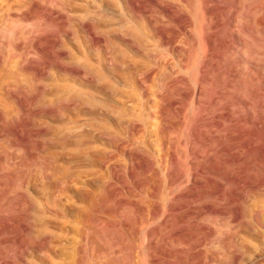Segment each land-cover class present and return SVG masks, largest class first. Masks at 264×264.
Returning a JSON list of instances; mask_svg holds the SVG:
<instances>
[{"label":"rangeland","instance_id":"rangeland-1","mask_svg":"<svg viewBox=\"0 0 264 264\" xmlns=\"http://www.w3.org/2000/svg\"><path fill=\"white\" fill-rule=\"evenodd\" d=\"M0 264H264V0H0Z\"/></svg>","mask_w":264,"mask_h":264},{"label":"bare ground","instance_id":"bare-ground-1","mask_svg":"<svg viewBox=\"0 0 264 264\" xmlns=\"http://www.w3.org/2000/svg\"><path fill=\"white\" fill-rule=\"evenodd\" d=\"M146 1H147V0H146ZM211 1L213 2V1H217V0H211ZM205 3H206V1H205ZM221 4H222V3H221ZM135 5H136V4H135ZM155 6H156V5H155ZM158 6H159V5H158ZM162 6H163V5H162ZM214 7H216V6H214V4H213V5H209V7H208V14H209V15L212 14V12H213V8H214ZM252 7H253V6H252ZM138 8H139V7H138ZM150 8H151V7H150ZM253 8H256V7H253ZM253 8H252V9H253ZM135 9H136V7H135ZM151 9H153V8H151ZM165 9H166V8H165ZM171 9H172V8H171ZM174 9H175V8H174ZM178 9H179V8H178ZM245 9H246V8H245ZM252 9L250 10V12H249V10H248V13L251 14V15H253V14L256 13V12L252 11ZM156 11H157V10H156ZM158 11H159V10H158ZM161 11H162V10H161ZM161 11H160V12H161ZM191 11H192V10H191ZM139 12H140V10H139ZM162 12H163V11H162ZM175 12H176V11H175ZM146 13H147V12H146ZM248 13H246V14L249 15ZM137 14H138V13H137ZM159 14H160V13H159ZM176 14H177V13H176ZM146 15H147V14H146ZM135 16H137V15H135ZM170 16H171V14H170ZM243 16H244V15H243ZM146 17H147V16H146ZM150 17H151V16H150ZM152 17H153V16H152ZM174 17H175V16H174ZM179 17H180V16H179ZM246 17H247V16H246ZM176 18H177V17H176ZM143 19H144V18H143ZM230 19H231V18H230ZM152 20H153V19H152ZM183 20H185V19H183ZM183 20H182V21H183ZM207 20H208V19H207ZM231 21H232V20H231ZM255 21H257V20H255ZM150 22H151V21H150ZM175 22H176V21H175ZM177 23H178V22H177ZM231 23H232V22H231ZM171 24H172V23H171ZM214 24H215V23H214ZM251 24H252V23H251ZM147 25H148V24H147ZM175 25H176V24H175ZM149 26H150V25H149ZM158 26H159V24H158ZM152 28H153V27H152ZM157 28L159 29V27H156L155 30H156ZM209 28H210V27H209ZM159 31H160V30H159ZM165 32H166V31H165ZM159 33H160V32H159ZM151 34H152V33H151ZM167 34H168V33H167ZM152 36H153V35H152ZM155 36H156V33H155ZM166 36H167V35H166ZM167 37H168V36H167ZM140 38H141V37H140ZM155 39H156V38H155ZM159 40H160V39H159ZM168 40H169V39H168ZM207 40H208V39H207ZM133 45H134V44H133ZM214 46H215V45H214ZM214 46H212V47L214 48ZM137 53H138V52H137ZM140 53L142 54V52H140ZM23 69H24V68H23ZM25 69H26V68H25ZM29 70H31V69H29ZM29 70H27V71H29ZM33 71H34V69H33ZM259 123H260V122H259ZM245 148H246V147H245ZM196 160H197V158H196ZM262 162H263V161H262ZM186 179H187V178H186ZM192 179H193V178H192ZM194 179H195V178H194ZM194 179H193V180H194ZM170 186H171V185H170ZM183 197H184V196H183ZM187 201H188V200H187ZM141 206H142V205H141ZM181 206H182V205H181ZM183 206H184V205H183ZM144 207H145V205H144ZM142 208H143V207H142ZM145 208H146V207H145ZM145 208H144V210H145ZM172 208H173V207H172ZM142 210H143V209H142ZM140 211H141V210H140ZM132 214H133V213H132ZM152 215H153V214H152ZM152 215H151V216H152ZM153 216H154V215H153ZM153 216H152V217H153ZM150 218H151V217H150ZM136 220H137V219H136ZM143 220H144V219H143ZM231 224H232V223H231ZM219 230H221V229H219ZM213 231H214V230H213ZM221 231H222V230H221ZM223 231H224V230H223ZM153 232H154V231H153ZM153 232H152V233H153ZM215 232H218V231H215ZM215 232H214V233H215ZM224 232H225V231H224ZM152 233H150V235H151ZM211 233H212V232H211ZM136 234H137V232H136ZM153 234H154V233H153ZM185 234H187V233H185ZM190 235H192V234H190ZM196 235H197V234H196ZM196 235H195V236H196ZM148 236H149V235H148ZM195 236H194V237H195ZM192 237H193V236H192ZM192 237H191V238H192ZM194 237H193V238H194ZM158 238H159V237H158ZM191 238H190V239H191ZM193 238H192V239H193ZM227 238H228V237H227ZM229 239H231V238H229ZM149 240H150V239H149ZM157 240H158V239H157ZM223 240H224V239H223ZM231 240H232V239H231ZM192 241H193V240H192ZM192 241H191V242L187 241V242L191 243L190 245L193 246V245H192ZM195 241H196V240H195ZM121 242H122V241H121ZM149 242H152V241L150 240V241H148V243H149ZM179 242H180V241H179ZM155 243H156V242H155ZM180 243H181V242H180ZM189 243H188V244H189ZM229 244L232 245L231 242H230ZM20 245H21V244H20ZM149 246H151V244H149ZM154 246H155V245H154ZM194 246H195V245H194ZM234 246H235V245H234ZM185 247H186V246H184V248H185ZM187 247H188V246H187ZM151 249H152V248H151ZM185 249H186V248H185ZM232 249H234V248L231 247V250H232ZM234 251H235V249H234ZM162 252H163V251H162ZM235 252H237V251H235ZM159 253H160V252H159ZM180 254H181V253H180ZM206 256L208 257L207 254H206ZM217 258H218V257H217ZM219 258H220V257H219ZM221 258H222V257H221ZM198 259H199V258H198ZM223 259H224V258H223ZM223 259H222V260H223ZM227 259H228V258H227ZM153 260H155V259H153ZM174 260H175V259H174ZM222 260H221V261H222ZM225 260H226V258H225ZM223 261H224V260H223ZM137 262H138V260H137ZM153 262H154V261H153Z\"/></svg>","mask_w":264,"mask_h":264}]
</instances>
